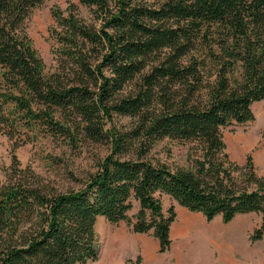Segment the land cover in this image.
Returning a JSON list of instances; mask_svg holds the SVG:
<instances>
[{
    "label": "trees",
    "instance_id": "trees-1",
    "mask_svg": "<svg viewBox=\"0 0 264 264\" xmlns=\"http://www.w3.org/2000/svg\"><path fill=\"white\" fill-rule=\"evenodd\" d=\"M79 1L53 10L58 68L49 73L28 31L44 0H0V131L16 146L38 132L112 141L78 189L49 188L13 155L0 184V264L95 261L100 215L153 230L165 252L177 212L164 193L208 220L259 212L251 239H261L264 175L251 153L231 157L223 127L253 121L264 98V0ZM114 113L136 125L108 126ZM166 138L187 145L188 165L149 157Z\"/></svg>",
    "mask_w": 264,
    "mask_h": 264
},
{
    "label": "rangeland",
    "instance_id": "rangeland-1",
    "mask_svg": "<svg viewBox=\"0 0 264 264\" xmlns=\"http://www.w3.org/2000/svg\"><path fill=\"white\" fill-rule=\"evenodd\" d=\"M151 5H158L163 0H145ZM70 2L80 5L79 0H44L43 4L36 8L28 20V31L33 38L35 46L42 54L46 69L53 73L58 68V63L53 52L55 40L51 35L52 27L56 20L53 16L54 8L65 10ZM130 84L128 88H131ZM255 119L246 123L231 124L223 127V133L227 143V151L231 157L239 162H244L248 153H251L259 174L264 175V98L253 103ZM137 119L134 116L114 113L108 126L116 128L120 132L132 129L136 125ZM30 134V133H29ZM34 139L21 143L16 146L15 139L0 131V184L9 181L8 174L11 172L13 164V155L15 154L21 164L31 165L34 170L41 176L42 181L50 188L58 190L78 189L82 187L91 174H93L101 160L111 151L112 141L109 138L95 139L88 135L77 136L74 143L57 135H45L42 132L35 133ZM22 136V135H20ZM25 136V135H23ZM149 157L154 160H162L169 163L173 168L186 166L188 161V147L184 143L166 138L159 141L149 152ZM134 153L130 152L124 157H133ZM162 201L165 209L171 204L180 208V203L169 194L162 195ZM186 208L185 206H182ZM137 205L130 211L134 214L137 211ZM185 215L200 223L199 215L206 222L207 228L213 231L210 236L200 235V231L186 230L184 219L182 218V209H177V217L172 223L173 231L180 232V235H190L192 239V248L195 250L194 255L201 256L198 250V244L203 241V254H207L209 259L219 254L217 245L221 244V236L231 234L223 230V227L229 226L232 233L238 234L233 237L235 264H264V236L261 239L252 240L251 234L254 229L261 223V213L249 212L238 214L229 222H212L213 220H223L221 215H217L212 220L199 211H191ZM184 210V209H183ZM183 222V223H182ZM113 227V228H112ZM112 229L124 231L128 238L132 237L135 231L126 220L119 222L109 221L104 215L98 216L96 222V232L100 243L101 253L97 260H89L85 263L77 264H127L135 261L138 255H141L140 264H177V252L181 249L180 238L172 237V244L169 250L159 251L158 239L153 235V230L147 233L148 244L153 250L148 260L146 254L142 252V240L139 242L137 254L125 253V255L116 257V252H111L113 237L108 235ZM188 231V232H187ZM213 236H216L214 239ZM212 238V239H211ZM128 246L127 239H123ZM219 243V244H218ZM156 246V247H155ZM202 253V252H201ZM194 263H197L196 260Z\"/></svg>",
    "mask_w": 264,
    "mask_h": 264
},
{
    "label": "crops",
    "instance_id": "crops-1",
    "mask_svg": "<svg viewBox=\"0 0 264 264\" xmlns=\"http://www.w3.org/2000/svg\"><path fill=\"white\" fill-rule=\"evenodd\" d=\"M181 205V204H180ZM183 206V205H182ZM180 206V208L182 209L180 211V208H178L177 206L176 208V212L177 209L178 211L182 212V218L184 220L186 219H190L191 218H186L185 215H188L187 212H189L186 208ZM184 209V210H183ZM196 218L200 219L201 223H205L206 221L201 218L199 215H196ZM183 220V221H184ZM194 223H199L195 220H192ZM175 222V221H174ZM212 222H216L219 224V222H224V220H213ZM183 223V222H182ZM184 224V223H183ZM185 227V225H184ZM113 228V227H112ZM108 235H111L114 239L112 242V248H111V252H116V257L115 258H119L120 256L125 255V253H133V254H137L138 251V247H139V242L140 240H142V252L144 254H146L148 260H151L149 258L150 254L153 253V250H151L150 246L147 244L144 245V243L149 242V240H152V238H149L147 233H140V232H134V234L132 235V237L128 238L127 235L124 234V231L121 230H115L112 229ZM186 228V227H185ZM229 226H227L226 228L223 227V230L227 231V233L229 232ZM186 230H188L186 228ZM189 231V230H188ZM187 231V232H188ZM173 235V236H172ZM171 236L176 238L179 237L180 238V246L179 248L181 249V252L178 251L177 255H178V261L175 259V261L177 262V264H235V258L233 257L234 255V241H233V235L229 234V235H223L221 236V244L217 245V248L220 249L219 250V254L215 257L211 259H209V257H207V254H202L201 256L198 255H194L192 254L191 257H189L188 255L191 253L190 250L192 249V239L190 238V235H180V232H175L173 231V226L171 229ZM216 236H213L212 238L214 239ZM124 238L127 239V243L129 244L128 246H126L124 243L125 241L123 240ZM211 238V239H212ZM158 245H159V241H158ZM156 247V246H155ZM100 253H101V248H100ZM131 255V254H130ZM196 260L197 263H194Z\"/></svg>",
    "mask_w": 264,
    "mask_h": 264
},
{
    "label": "bare ground",
    "instance_id": "bare-ground-1",
    "mask_svg": "<svg viewBox=\"0 0 264 264\" xmlns=\"http://www.w3.org/2000/svg\"><path fill=\"white\" fill-rule=\"evenodd\" d=\"M184 225L188 230L200 231V233H201L200 235H202V236H210L211 234H213V231L210 230L209 228H207L205 223H201V222L200 223H194L192 220L186 219V220H184ZM230 231H231V234L233 235V237H234V235L238 234V232H236V231L234 233H232L231 228H230ZM203 243H204L203 241H200L198 244V250H200L199 254H203V250H204ZM190 252L191 253L188 255L189 257H191L192 254H195V250L193 248L190 250Z\"/></svg>",
    "mask_w": 264,
    "mask_h": 264
}]
</instances>
